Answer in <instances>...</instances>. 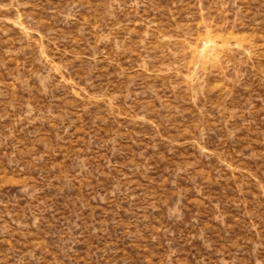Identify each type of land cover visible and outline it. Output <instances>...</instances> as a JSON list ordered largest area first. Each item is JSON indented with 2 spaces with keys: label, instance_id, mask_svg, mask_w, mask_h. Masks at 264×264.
Segmentation results:
<instances>
[{
  "label": "rangeland",
  "instance_id": "rangeland-1",
  "mask_svg": "<svg viewBox=\"0 0 264 264\" xmlns=\"http://www.w3.org/2000/svg\"><path fill=\"white\" fill-rule=\"evenodd\" d=\"M0 264H264V0H0Z\"/></svg>",
  "mask_w": 264,
  "mask_h": 264
}]
</instances>
